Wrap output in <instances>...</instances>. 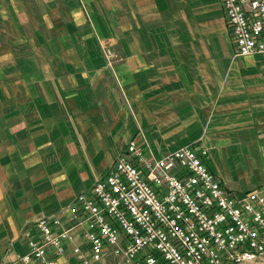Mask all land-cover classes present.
Returning a JSON list of instances; mask_svg holds the SVG:
<instances>
[{"label": "crops", "instance_id": "1", "mask_svg": "<svg viewBox=\"0 0 264 264\" xmlns=\"http://www.w3.org/2000/svg\"><path fill=\"white\" fill-rule=\"evenodd\" d=\"M232 35L222 0H0V264L132 139L203 145L231 194L264 184V52Z\"/></svg>", "mask_w": 264, "mask_h": 264}, {"label": "built area", "instance_id": "2", "mask_svg": "<svg viewBox=\"0 0 264 264\" xmlns=\"http://www.w3.org/2000/svg\"><path fill=\"white\" fill-rule=\"evenodd\" d=\"M235 56L264 52V0H222ZM109 66L118 54L103 47ZM185 146L160 158L129 142L111 170L62 212L26 232L25 264H239L264 256V184L231 194L205 163L209 150Z\"/></svg>", "mask_w": 264, "mask_h": 264}, {"label": "rangeland", "instance_id": "3", "mask_svg": "<svg viewBox=\"0 0 264 264\" xmlns=\"http://www.w3.org/2000/svg\"><path fill=\"white\" fill-rule=\"evenodd\" d=\"M123 152H121L120 154H122ZM120 154L117 156V158H116V160L118 159V157L120 156ZM116 160H115V162H116ZM114 162V163H115ZM114 165V164H113ZM95 184V183H94ZM93 184V185H94ZM64 208H62L61 210H63ZM61 212V211H60ZM112 256L111 255H109L108 256V259H109V261L111 262L112 261ZM239 264H264V256L263 257H260V258H257L256 260H254V261H251V262H242V263H239Z\"/></svg>", "mask_w": 264, "mask_h": 264}]
</instances>
